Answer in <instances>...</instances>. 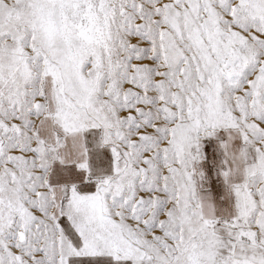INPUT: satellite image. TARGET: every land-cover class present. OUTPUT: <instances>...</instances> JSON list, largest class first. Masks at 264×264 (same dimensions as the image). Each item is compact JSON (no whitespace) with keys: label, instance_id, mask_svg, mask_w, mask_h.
<instances>
[{"label":"snow or ice","instance_id":"obj_1","mask_svg":"<svg viewBox=\"0 0 264 264\" xmlns=\"http://www.w3.org/2000/svg\"><path fill=\"white\" fill-rule=\"evenodd\" d=\"M0 264H264V0H0Z\"/></svg>","mask_w":264,"mask_h":264}]
</instances>
